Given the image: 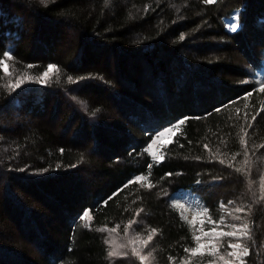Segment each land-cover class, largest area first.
Listing matches in <instances>:
<instances>
[{
	"label": "trees",
	"instance_id": "trees-1",
	"mask_svg": "<svg viewBox=\"0 0 264 264\" xmlns=\"http://www.w3.org/2000/svg\"><path fill=\"white\" fill-rule=\"evenodd\" d=\"M258 17L264 0H0V61L12 49L10 74L0 66V264H109L99 227L136 213L163 263L197 246L241 184V156L264 149ZM49 64L43 87H6ZM252 213L259 238L243 264H264L252 253L264 207Z\"/></svg>",
	"mask_w": 264,
	"mask_h": 264
},
{
	"label": "rangeland",
	"instance_id": "rangeland-1",
	"mask_svg": "<svg viewBox=\"0 0 264 264\" xmlns=\"http://www.w3.org/2000/svg\"><path fill=\"white\" fill-rule=\"evenodd\" d=\"M232 17L238 18L239 13L236 11ZM232 17L225 20L227 29V22ZM256 20L264 21V17H258ZM1 61H4V63L8 65L9 72L12 71L10 68L11 60L5 58ZM42 74L40 76H42ZM40 76L34 77L31 76V74L20 72L17 74L16 79L29 78L30 80L35 81ZM26 84L40 87L45 85V83L37 82H29ZM202 95L206 97L207 94ZM171 101L172 98L170 97V102ZM173 133L174 131L163 137H157L155 143L151 145V150L154 151L155 146L168 142ZM219 157L224 160V157ZM241 159V162H238V165H236L237 168H240L241 173L243 174L242 179H240V186L237 190L231 192V195L228 196L230 199L226 200L225 203L221 199L219 204L221 217L218 218L216 222L210 220L208 222L210 225L208 228L204 227L202 224L199 228L197 236H201L202 238L199 243L203 246L201 251L204 254L201 255L200 253H197L196 255H193L190 249L179 259L177 257L168 259L167 264H243L245 262V257L249 255L251 247L255 246L257 243L256 239L259 238V226L256 230L253 228L252 219L254 218V215L252 210L254 207H264V149L254 153H251L248 149L245 151V154L241 156ZM226 163H228V161ZM229 163L232 162L230 161ZM189 198H192V203L194 205L199 206L201 221L206 220L211 216L203 212L205 209V203L200 200L197 192L192 191L186 193L185 199L187 200ZM238 208L242 209V211H236ZM203 213L205 217H203ZM237 216L240 217L239 220L235 219ZM26 223L28 224V222ZM245 223L249 225L248 234L246 236H241L240 233L243 231V225ZM233 225L236 227L233 228ZM100 229H106V231L100 232L103 235L107 247V260L109 264H166L163 263V261L165 262L163 257L162 261V259L157 256L158 253L155 241L157 234L156 229L148 225L140 213H136L133 219L124 224H119L113 227L102 226L99 227V230ZM113 229H115V231H112ZM213 229H215V231H213ZM230 231H236L237 236L228 237L219 235L220 233ZM110 241H114L116 244L126 245V247L119 249L120 255L116 257L108 256V252L113 246ZM236 243L241 244L243 247H247L249 249L248 255H229V253L232 252H240L239 249H232L229 247L230 244ZM260 247L261 248L259 249H254L252 252L253 256H255L254 259H257L259 262L263 260L260 254L264 252V238L260 243ZM133 248L140 254L139 256L133 253ZM209 252L212 254H209ZM140 256L144 257L143 261L140 260ZM221 257H223V259H221Z\"/></svg>",
	"mask_w": 264,
	"mask_h": 264
},
{
	"label": "snow or ice",
	"instance_id": "snow-or-ice-1",
	"mask_svg": "<svg viewBox=\"0 0 264 264\" xmlns=\"http://www.w3.org/2000/svg\"><path fill=\"white\" fill-rule=\"evenodd\" d=\"M49 0H41V3L44 4L45 6H47ZM107 2V0H106ZM215 0H205V3H208V4H211V3H214ZM238 19L236 17H232L229 19V21L227 22V27L230 31L232 32H236L238 30ZM12 51V49H8L6 50L4 53H3V56L5 58H7L8 60H11V56H10V52ZM0 66L3 67V70H4V73L5 74H10L9 73V67L6 63H4V61H0ZM29 67H32L31 65ZM54 71H58V69L56 68L55 65L53 64H49L47 66V70L43 72L42 76H40L39 78H37L35 81H32L30 80L29 78H20V79H16L15 82H9L8 85H6V87H9L11 88L12 90H16V89H21L22 86L26 83H29V82H37V83H46L50 77V75L54 72ZM56 79L58 80L59 79V76L56 77ZM68 80L69 81H72V77L69 76L68 77ZM261 91H264V84H261ZM217 111H219V109H217ZM184 123V120H181L178 122V124L174 125V127H179L180 124H183ZM172 132V128L169 127V128H166L164 131H161L159 132V137H163L165 136L166 134H171ZM153 143H155V141H153ZM151 148V145L148 146L147 149H145V151L147 152L149 149ZM153 157H156V153L155 152H152L151 153ZM163 159V157H159L157 160H156V163H159L161 160ZM149 169H151L152 165L149 164L148 165ZM237 171H239V169H237ZM170 175V174H169ZM137 180H140L141 177H137L136 178ZM106 203V202H105ZM231 203V202H229ZM191 207H199L198 205H190ZM181 207H183V205H181ZM236 211H242V209H236ZM79 220L83 221V220H90L91 217L89 215V211L88 210H85L83 212V214L81 216L78 217ZM235 219L239 220L240 217H235ZM195 221H193L194 223ZM203 223V221H202ZM233 228H235L236 226L233 225L232 226ZM248 228H249V225L247 223H245L243 225V231L240 233L241 236H246L248 234ZM100 231L104 232L106 231V229H100ZM112 231H115V229H113ZM213 231H215V229H213ZM220 236H228V237H233V236H237V232L236 231H230V232H223V233H220L219 234ZM193 239L194 241L197 242V247L195 248H192L191 249V253L193 255H196L197 253H200L201 255H203L204 253L201 251L202 249V245L199 243L200 240L202 239L201 236H197V235H194L193 236ZM110 243L113 245L112 246V249L108 252V256L109 257H116L118 255H120V252H119V249L120 248H124L126 247V245H123V244H116L114 241H110ZM229 247H231L232 249H239L240 252L239 253H236V252H232V253H229V255H234V256H237V255H248V252H249V249L247 247H243L241 244L239 243H236V244H230ZM133 253H135V255L139 256L140 254L138 252H136V250L133 248L132 249ZM186 251H188L186 249ZM209 254H212L211 252H209ZM221 259H223V257H221ZM140 260L143 261L144 260V257L143 256H140Z\"/></svg>",
	"mask_w": 264,
	"mask_h": 264
}]
</instances>
